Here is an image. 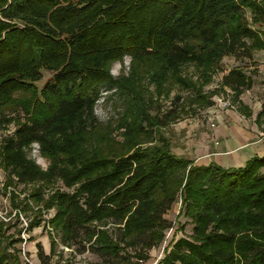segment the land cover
Instances as JSON below:
<instances>
[{"label":"trees","instance_id":"trees-1","mask_svg":"<svg viewBox=\"0 0 264 264\" xmlns=\"http://www.w3.org/2000/svg\"><path fill=\"white\" fill-rule=\"evenodd\" d=\"M247 10L264 24V0H0V118L15 120L0 144L7 185L16 177L72 188L47 197L35 188L30 195L56 208L49 222L69 244L85 230L91 249L104 257L127 258L132 248L137 264L148 260L147 251L173 227L166 214L182 200L180 214L192 220L193 233L174 240L157 264H264V155L240 167L196 164L174 153L162 131L212 104L204 86L225 56L264 49ZM125 56L132 60L129 75L113 76V64ZM191 64L201 82L188 76ZM44 71L52 75L39 86ZM146 78L160 97L172 98L167 113L151 112L157 100ZM224 84L239 101L253 79L233 67ZM114 87L125 101L122 139L95 113L102 89ZM176 87L195 94L172 96ZM34 143L47 168L30 156ZM31 208L26 203L22 211ZM39 215L41 209L30 229L41 224ZM8 227L0 218V264H23L18 247L8 251L22 241L6 236ZM55 246L53 239L52 252Z\"/></svg>","mask_w":264,"mask_h":264},{"label":"rangeland","instance_id":"rangeland-1","mask_svg":"<svg viewBox=\"0 0 264 264\" xmlns=\"http://www.w3.org/2000/svg\"><path fill=\"white\" fill-rule=\"evenodd\" d=\"M246 17L251 23L253 28L262 31L264 38V24H255L252 21V14L249 10L246 12ZM251 43V41H248ZM131 57L125 56L123 62L116 61L112 66V74L115 77L124 75L128 76L131 67ZM233 67H241L246 74L253 79V86L248 91L244 92L249 96V103L254 106L262 105L264 107L263 98L264 95V49H254L250 55H242L240 57L235 55H228L223 58L219 68L212 73L211 80L204 86L206 93H213L211 97L212 104L207 105L204 108H198L196 112H189L183 114L180 119L175 122H171L168 126L162 128L163 133L172 141V150L176 154L181 156L194 157L199 159L204 153V144L212 138L214 129L219 125L217 121L218 115L222 112V107L219 105V98L230 97L231 101L238 102L235 98L234 89L224 84V77ZM188 76H192L195 81L201 82L200 71L194 64L188 65L186 68ZM49 71H44V77L42 81L38 83L41 86L50 76ZM145 85L150 91H152L153 97L157 100V103L152 105L151 112L153 114H165L168 110L172 109L174 105L171 102L172 98H165L164 96L156 93V85L150 83L146 78ZM180 92L184 97H190L195 94L191 89H179L174 88L172 96ZM251 92V94H249ZM260 97V99H256ZM264 99V98H263ZM241 103L238 105V110L243 111L244 108ZM244 103V102H243ZM125 101L120 95L119 89L103 88L101 92V98L96 104L95 113L103 126L108 128H114L115 135L120 136V131L117 129L120 122V118L124 113ZM244 112V111H243ZM9 117H13L15 113H8ZM264 116V110L262 112ZM214 123L215 126L211 124ZM15 130V120L12 122H4L0 118V144L5 136L11 135ZM30 156L37 161L43 168H47L49 160L40 152V146L38 143L32 145ZM1 160V159H0ZM196 162V161H195ZM13 178V183L7 185L8 174L0 163V218L6 223L10 222L12 227H8L6 230V236L10 235L14 238H21L22 241L17 245H8V251L14 252L15 248L20 249V257L23 264H31L27 258L34 264H44L40 258V248L38 244L43 247L44 253L49 256L47 264H137L134 250L128 249L130 255L127 258L124 255L119 257H104L94 252L91 249V243L87 240L85 230H82L81 236L76 240H72L69 244L63 237L62 232L54 229L50 224L56 213V208L45 209L42 203H37L36 200L30 195L35 188H40L42 194L47 197L51 192L57 188L62 190L72 191L71 188H66L62 181H56L53 184H45L43 182L37 183H24L18 181L16 177ZM43 188V189H42ZM32 206L31 209L26 212L22 211V207L26 204ZM182 207V200H179L166 214V217L173 222V227L166 231L164 241L148 250L150 258L145 261H141V264H157V262L165 256L166 250H170L172 242L181 237L190 236L193 233V222L189 217L180 214ZM41 209V215L38 218L41 219V224L30 229L29 225L33 218L36 216L37 211ZM115 223L109 222L107 227L110 228L115 236H118V231L115 228ZM6 226H4L5 228ZM21 229V233L18 231ZM56 241L55 250L52 252V240ZM26 251V255L24 254ZM123 254V253H122Z\"/></svg>","mask_w":264,"mask_h":264},{"label":"crops","instance_id":"crops-1","mask_svg":"<svg viewBox=\"0 0 264 264\" xmlns=\"http://www.w3.org/2000/svg\"><path fill=\"white\" fill-rule=\"evenodd\" d=\"M256 99L260 97L256 96ZM241 100L244 102V112L238 110ZM250 100L243 92L239 101L234 102V107H222L217 117L219 125L214 129L212 138L204 144V153L199 159H190L196 161V164H209L213 161L228 168L243 166L251 157L264 155V107L254 106L248 102Z\"/></svg>","mask_w":264,"mask_h":264},{"label":"built area","instance_id":"built-area-1","mask_svg":"<svg viewBox=\"0 0 264 264\" xmlns=\"http://www.w3.org/2000/svg\"><path fill=\"white\" fill-rule=\"evenodd\" d=\"M219 105L221 107H224V108H226V107H234V102L231 101L229 96L228 97H224V98L222 97V98H219ZM211 125L215 126L214 123H212ZM24 254L26 255V251L25 250H24ZM27 260H28L29 263L34 264L30 259L27 258Z\"/></svg>","mask_w":264,"mask_h":264}]
</instances>
